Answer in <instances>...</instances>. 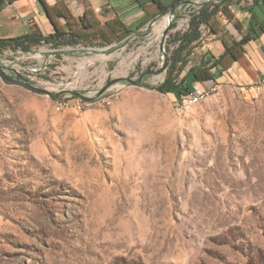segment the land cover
Segmentation results:
<instances>
[{"label":"rangeland","instance_id":"obj_1","mask_svg":"<svg viewBox=\"0 0 264 264\" xmlns=\"http://www.w3.org/2000/svg\"><path fill=\"white\" fill-rule=\"evenodd\" d=\"M233 1L249 2L227 15ZM166 17L127 42L0 53L6 74L59 93L0 74V264H264V89L219 84L180 115L156 88L185 27Z\"/></svg>","mask_w":264,"mask_h":264},{"label":"crops","instance_id":"obj_2","mask_svg":"<svg viewBox=\"0 0 264 264\" xmlns=\"http://www.w3.org/2000/svg\"><path fill=\"white\" fill-rule=\"evenodd\" d=\"M44 1L49 6L65 5L76 22L86 17L95 24L118 17L128 27L135 28L167 14L177 0ZM241 4V1L231 2L233 14L227 15V8L222 7L209 24L201 26L202 58L219 59V62L212 69L214 79L194 82V89L223 84L250 94L255 90L248 86L264 76V0H249L247 6ZM221 10L224 19L219 16ZM57 26L66 31L70 28L65 17H56L54 23L40 0H5L0 9V38L27 34L32 27L47 36L55 33Z\"/></svg>","mask_w":264,"mask_h":264},{"label":"trees","instance_id":"obj_3","mask_svg":"<svg viewBox=\"0 0 264 264\" xmlns=\"http://www.w3.org/2000/svg\"><path fill=\"white\" fill-rule=\"evenodd\" d=\"M40 1L43 2L48 16L54 23H56V17H65L67 19L68 25L70 26L69 31L60 29L57 26L55 33L44 36L38 28L32 27L31 31L27 34L10 38H0V52L7 48L13 50L20 48L23 51H29L33 46L41 44L43 41L45 43H52L55 46L75 44L78 43L81 38H86L88 35L99 36L107 43L112 42L114 39L121 41L136 32L143 25L141 24L135 28H131L118 17L95 24L87 20L86 17L81 18L80 22H76L65 5L49 6L44 0ZM220 1L222 3L213 1L205 3L199 10L192 14L189 27L174 36V41L178 43V47L174 50L171 57L173 67L166 79L156 86L159 91L164 93L171 92L179 96L191 91L194 82L214 79L215 74L212 69L217 66L219 59L212 61L211 58H209V60L212 61V63L209 64V60L202 58L201 63L190 67L181 80H177V76L174 72L177 69H179V71L182 70L187 65L189 61L188 56L191 53L190 49L197 44L202 35L201 26L209 24L221 9V5L227 0ZM4 2L5 0H0V9ZM243 41L245 40L243 39L242 42ZM0 74L4 80L8 82L19 83L14 76L6 74L2 68H0ZM52 96L58 97L59 93L54 92Z\"/></svg>","mask_w":264,"mask_h":264},{"label":"built area","instance_id":"obj_4","mask_svg":"<svg viewBox=\"0 0 264 264\" xmlns=\"http://www.w3.org/2000/svg\"><path fill=\"white\" fill-rule=\"evenodd\" d=\"M197 3H198V0H187V2H185L184 4L178 7L179 9H181V13L177 14L176 20L178 18L181 19L182 23L185 25L184 30H186L189 27L192 14L195 11L199 10L204 5V4H200L199 6H196ZM42 43H45V42L43 41ZM49 44L53 45L52 43H49ZM56 49H59V48L55 47V48H52L50 51L56 50ZM7 50H13V49L7 48ZM16 50H21V49L19 48ZM0 60L4 63L2 59ZM16 74L18 75V73ZM218 89H219V84H213L211 86L204 87V88H195V89L193 88L191 91L176 97L175 102H174L175 109L180 115L184 114V109H191V106H194V101L197 100V97H209L211 94L215 93ZM248 89H252L255 91H262L264 89V76H261L253 84L249 85ZM47 93L48 95H52V92H47ZM57 104L58 106L59 104L61 105V103L59 102Z\"/></svg>","mask_w":264,"mask_h":264},{"label":"water","instance_id":"obj_5","mask_svg":"<svg viewBox=\"0 0 264 264\" xmlns=\"http://www.w3.org/2000/svg\"><path fill=\"white\" fill-rule=\"evenodd\" d=\"M185 2H187V0H177V1L171 6L170 10L167 12V15H168L169 18H170V22H169V24H170L171 22H174V20L176 19V16H177V8H178L180 5L184 4ZM158 18H159V17H157V18H155L154 20L150 21L149 24H148V26L151 27V26L155 23V21H156ZM168 31H169V28L166 29L165 33H167ZM136 33H139V32H136ZM136 33H135V34H136ZM131 36H132V34L129 35V36H127L126 38H124V42H127V41L130 39ZM118 47H119L118 45L109 46V47H106L104 50L107 51V52H112V51H114L115 49H117ZM94 49H95V48H92V50H94ZM62 52H63L62 49H56V50H52V51L47 52V53H48V54H52V55H58V54H60V53H62ZM0 68H2V69H7V70H10V69H11L8 65L4 64L1 60H0ZM15 78H16V80H17L19 83L24 84L25 86H27V87H29V88H32V89H34V90H38V91H41V92H47V91H46L45 89H43V88L36 87L35 85H33L32 83H30L29 81H27L23 76L16 75ZM120 80H121V78H120V79H115V80H112L111 83H114V82H117V81H120ZM128 80L132 82L131 79H128ZM74 93L77 94V95H79V96H82V95H83V94L80 93V92H74Z\"/></svg>","mask_w":264,"mask_h":264},{"label":"bare ground","instance_id":"obj_6","mask_svg":"<svg viewBox=\"0 0 264 264\" xmlns=\"http://www.w3.org/2000/svg\"><path fill=\"white\" fill-rule=\"evenodd\" d=\"M163 22H164V20H163ZM169 22H170V18H169V16L168 17H166V19H165V22H164V24L163 25H165V26H167L168 24H169ZM159 25V24H158ZM161 28V27H160ZM162 30V29H161ZM159 34V33H158ZM104 52V51H103ZM126 59V58H125ZM208 97H197V100H195L194 101V106L195 105H197V104H199V103H201L203 100H205V99H207ZM194 106H191V109L194 107ZM59 107H60V105H59ZM64 108V107H63ZM60 110V109H59ZM190 109H184V113L185 112H187V111H189Z\"/></svg>","mask_w":264,"mask_h":264}]
</instances>
